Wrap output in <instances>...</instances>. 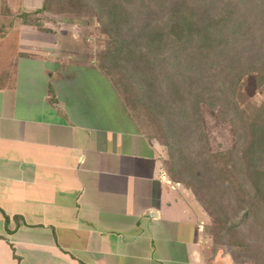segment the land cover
Returning a JSON list of instances; mask_svg holds the SVG:
<instances>
[{
    "label": "crops",
    "instance_id": "obj_1",
    "mask_svg": "<svg viewBox=\"0 0 264 264\" xmlns=\"http://www.w3.org/2000/svg\"><path fill=\"white\" fill-rule=\"evenodd\" d=\"M42 2L0 10V264H235L105 72L19 17Z\"/></svg>",
    "mask_w": 264,
    "mask_h": 264
},
{
    "label": "trees",
    "instance_id": "obj_2",
    "mask_svg": "<svg viewBox=\"0 0 264 264\" xmlns=\"http://www.w3.org/2000/svg\"><path fill=\"white\" fill-rule=\"evenodd\" d=\"M55 1L43 0L40 8L23 10L19 17L39 26L41 20L32 14L62 12L53 6ZM71 1L90 7L93 3L115 42L98 68L105 72L110 66V74L122 60L131 63L113 84L130 111L144 112L146 124L135 117L148 139L167 149L162 165L170 180L190 189L208 213L214 251L225 250L238 264H264V101L255 105L243 93L249 75L258 87L264 86V0H168L167 6L164 0H150L143 3L148 20L141 22V31L132 27V36V0ZM255 25L261 34L250 46L260 43L261 54L240 56L230 37ZM133 79L144 80L146 87ZM160 91L173 99L169 111L159 101ZM205 108L230 125L235 139L230 148L212 149Z\"/></svg>",
    "mask_w": 264,
    "mask_h": 264
},
{
    "label": "rangeland",
    "instance_id": "obj_3",
    "mask_svg": "<svg viewBox=\"0 0 264 264\" xmlns=\"http://www.w3.org/2000/svg\"><path fill=\"white\" fill-rule=\"evenodd\" d=\"M59 1H63L64 5L58 6L57 3ZM149 1L150 0H132L129 3L126 2L129 5L128 18L130 19L131 24L128 28L131 36L133 35L132 27L134 29L139 28V30L141 31L139 27L141 25V22H145L148 20V14H147L148 12L144 10V9L148 10V7L143 3L146 4ZM167 1L168 0H164L163 5L167 6ZM74 3L75 2L71 0H56L53 6L61 8L62 12L45 11L42 12L41 14H32V15L33 17H35V19L41 20V25L37 26L38 28H43V26L46 23H49L52 24L54 28H57L58 30L64 33L65 40L62 39V41H64L66 50H69L68 56L87 59L88 61H91L93 64L97 65L99 61L102 60V57H106L107 60L108 52L113 49L115 42L113 41V38L109 37V34L104 29L105 28L104 24L99 22L96 16V11L92 8L94 6L93 3H91L92 7L84 6L83 4L80 3H75V4ZM20 6H21V0H0L1 11L10 10L11 8L14 7L20 8ZM244 12L245 9H242L240 11L241 14ZM19 14L20 13H18V15ZM128 28H126L124 32L128 31ZM260 34H261V29L258 27V25H255L252 28H249L247 30V33L245 34L241 33L230 37L231 40H234L231 46H234L233 49H236V51L240 53L239 54L240 56L249 57L250 51L253 52L255 55L258 53L261 54L262 49L260 43L257 42L252 47L250 46V43L252 42V38L259 39ZM232 54L235 53L233 52ZM130 64H131L130 62L128 61L125 62L124 60H122L121 63L117 65V68L110 69L111 72L110 74H108V69L110 66L104 68L105 74L111 79L112 83L114 81H120L119 80L121 74L120 70L126 71L124 70L125 66L126 69L129 70V67H131ZM127 73L131 74L130 71ZM125 76L127 75L125 74ZM122 81H129V79L122 78L121 82ZM132 81L136 82L135 79H133ZM136 83L137 86L144 88L146 87L147 82L145 83L144 80H141ZM243 93L246 100L252 102L255 105H259L264 101V86L261 88L257 86L254 75H249L243 81ZM121 97L124 100L126 106H128L126 97L123 98L122 95ZM144 98L148 101V92L144 93ZM158 98L159 101L161 102L162 107H164L166 110L169 111L170 105L173 104L172 102L173 99L170 97V94L168 93L163 94L160 91V93L158 94ZM133 115L138 118L141 124H146L145 122L148 121L144 112H138L137 115L133 113ZM204 120H205L204 124L207 129L206 131L209 134L211 147L214 151L217 152V151L226 150L227 148H230L234 144L235 139L232 134L230 125L227 122L222 120V118L214 116V114L211 111L207 110L206 108L204 110ZM145 127L143 126V128ZM149 131L152 132V129L148 124V133ZM163 149H164L163 157L166 158L168 157L167 149L166 148ZM227 250L229 252V249ZM239 264H253V263L248 261Z\"/></svg>",
    "mask_w": 264,
    "mask_h": 264
}]
</instances>
